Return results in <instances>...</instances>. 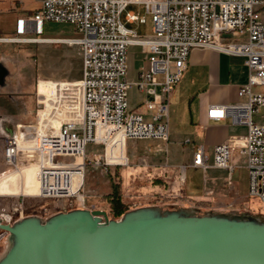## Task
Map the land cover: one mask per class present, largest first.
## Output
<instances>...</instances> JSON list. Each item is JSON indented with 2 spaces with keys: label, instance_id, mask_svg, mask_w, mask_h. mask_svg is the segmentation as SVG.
I'll list each match as a JSON object with an SVG mask.
<instances>
[{
  "label": "built area",
  "instance_id": "2783aa9c",
  "mask_svg": "<svg viewBox=\"0 0 264 264\" xmlns=\"http://www.w3.org/2000/svg\"><path fill=\"white\" fill-rule=\"evenodd\" d=\"M131 4L144 6L151 15L150 38L140 37L126 25L146 23L145 17L128 12L123 22ZM46 22L69 23L78 36L43 38ZM29 33L36 37L24 38ZM16 36L26 42L76 46L82 59L78 81L57 80L61 96L49 118L38 125L36 117L25 134L17 127L5 139L6 164L36 165L38 197L85 206L89 166L106 170L130 166V140L169 142L170 100L190 54L194 49H212L244 58L249 80L238 90L239 103L213 105L208 118L230 117L234 124L246 126L247 134L231 137L212 150L197 146L190 167L201 170L205 182L211 169L226 170L230 180L234 160L244 158L248 201L264 209V0H41L32 15L17 19ZM13 39L18 38L0 40ZM133 45L149 53V66L141 69L137 81L129 82L128 49ZM132 89L138 95L133 105ZM37 103L39 113L45 105L41 100ZM53 121L60 122V127ZM89 145L94 147L93 157L88 154ZM186 169L182 167L183 183ZM23 220L24 213L18 209L2 213L0 227ZM10 236L0 229V243Z\"/></svg>",
  "mask_w": 264,
  "mask_h": 264
},
{
  "label": "rangeland",
  "instance_id": "374dc122",
  "mask_svg": "<svg viewBox=\"0 0 264 264\" xmlns=\"http://www.w3.org/2000/svg\"><path fill=\"white\" fill-rule=\"evenodd\" d=\"M41 0H0V39L18 38L20 43L0 41V57L3 59L5 68L12 73V81L19 85V105L21 122L17 126L20 133H26L30 124H34L36 117L37 123L42 124L49 118L54 104L61 96L58 90V81H78L81 78L82 59L80 49L76 46L56 43L26 42L23 37L16 36V23L20 17H27L39 8ZM128 12H135L145 17L146 23L126 24L133 29L140 37L145 39L153 36V23L150 14L142 5L131 4L128 6L122 16L125 22V15ZM43 38H74L78 35L74 32V26L69 23L46 22L44 25ZM29 33L24 38H35ZM23 41V42H22ZM141 47L130 46L128 49V67L129 73L127 80L134 82L138 80L136 70L141 59ZM187 79L185 80V82ZM39 97H38V94ZM60 93V95H59ZM138 99L135 89L129 92V100L133 105ZM38 100L42 105L44 114H38ZM51 101V102H50ZM179 113H182L183 107L176 106ZM38 114V115H37ZM176 114L171 115V137L170 142L161 140H130L128 141V153L140 155L148 152L151 147L153 151L165 149L166 144L170 152L162 150L160 156L153 154L149 158L150 167L148 170L140 166L110 168L106 170L103 167L95 168L89 166L86 172V180L83 195L86 198V205L82 206L74 202L71 206L66 199H48L35 197L39 188L38 170L36 165L23 170H18L15 166H8L4 160L5 138L0 134V179L8 174H12L5 180L0 181V214L22 211L25 219L41 220L46 222L60 215L70 214L78 210H104L108 213L111 220L124 219L127 215H142L148 211L162 208L163 211L184 212L196 216L219 217V218H253L254 220H264V209L253 207L249 201L240 206L223 209L219 202L211 201L209 206H202L198 195H191V198L185 197L187 205L174 206L172 202L177 198L171 195L177 192L184 196V183L180 178L181 164H188L191 161L192 144L185 143L187 137L192 141L195 137L188 133L185 126L174 121ZM178 116V115H177ZM52 119H50L51 121ZM60 122L53 121L52 125L57 128ZM88 154L93 157L95 150L92 145L88 146ZM102 151L98 155H101ZM165 156L168 157L169 166L163 167ZM160 157V159H158ZM161 160V161H160ZM137 161V162H139ZM179 165V166H178ZM245 159L237 157L235 160V172L231 184L228 183V172L221 169L209 170L210 179L207 184L204 183V175L201 170L195 168L187 169L188 190L201 193L204 190L229 193L232 198L243 197L248 186V173L245 168ZM20 169V168H19ZM30 176V179L28 178ZM162 178L167 186H171L176 191L165 193L163 189H155L152 185L153 180ZM122 184L121 198L127 206L128 212L122 217L114 218L111 213V207L107 200L113 192L114 184ZM174 183L178 185H174ZM24 189H30L22 190ZM14 194L11 196H5ZM24 194L25 196L21 195ZM184 197H182L183 199ZM175 199V200H174ZM168 201V202H167ZM20 204H23L20 207ZM200 207L206 209H198ZM162 213V211H160ZM164 213V212H163ZM246 217V218H245ZM14 246L11 236L0 243V262L6 258Z\"/></svg>",
  "mask_w": 264,
  "mask_h": 264
},
{
  "label": "water",
  "instance_id": "95a60500",
  "mask_svg": "<svg viewBox=\"0 0 264 264\" xmlns=\"http://www.w3.org/2000/svg\"><path fill=\"white\" fill-rule=\"evenodd\" d=\"M0 229L14 241L0 264H264V223L243 218L78 210Z\"/></svg>",
  "mask_w": 264,
  "mask_h": 264
},
{
  "label": "crops",
  "instance_id": "0c3cea01",
  "mask_svg": "<svg viewBox=\"0 0 264 264\" xmlns=\"http://www.w3.org/2000/svg\"><path fill=\"white\" fill-rule=\"evenodd\" d=\"M21 1L27 2V0ZM141 49V59L136 70V76L138 77V79L141 69L147 68L149 66V53H147L144 48L141 47ZM10 77H12L11 71L5 68L3 64V59L0 57V134L5 139L16 131L17 126L21 122L18 95L19 85L16 83L14 84ZM186 79L187 81L185 82ZM248 80L249 69L245 64L244 58L231 56L226 53L218 52L212 49L192 50L188 60L187 70L185 71L181 82L175 88L170 100V122L171 115L175 113L176 116L174 121H177L179 124L184 125V130H186L188 133L192 134L195 137L193 141L189 137H187L185 140V143H191L193 145L192 155L191 161L188 164H181L180 166L178 165V168L180 169V174L182 173L183 166H186L187 169L192 168L190 166L192 164L193 155L197 146L205 145L208 150H212L214 146L228 141L231 137L245 136L247 134V127L239 124H234L230 117H227L224 120H211L208 118V114L210 113V108L213 105H230L239 103L240 100L238 97V90L241 86L246 85L248 83ZM178 105L183 107L181 114L179 113V109L176 108V106ZM167 146L168 144H166V150L161 148L157 151H153L150 147L148 149V152L141 153L140 155L136 154L130 156L128 153L130 160V166L128 167L131 168V166H140L139 160H141V157L138 156H143L141 166L148 170V167H150L148 161L150 156L153 154H158L160 156L162 150H165V152H167L168 154V152L170 151ZM158 159H160V157ZM166 166H169L167 156H165V159L163 161L162 168L164 169V171ZM23 167L25 169L28 167H33V165ZM187 169L185 172L186 181L183 184L184 196H181L177 192H172L171 195L179 198L176 200L174 199L175 201L172 202V205H182L183 207H191L186 204V202L189 201H186L185 197L191 198L192 194L198 195L199 198H201L200 202L203 203L201 204L202 206H209V203L211 201H216L223 205V209H226L228 208V204L230 205V207H235L240 206L245 202H248V186L244 196L238 198H232L229 196V193L222 192L221 190H204L201 193L194 192L193 190H188L186 186ZM163 174H167V172L165 171V173L163 172ZM8 177L10 176H4L0 179V181L5 180ZM28 178L30 179L29 175ZM209 179L206 182L204 180V183L207 184ZM232 179L233 177L229 180L227 176L229 184H231ZM157 180H161L162 182L164 181L162 180V178H157L153 180L152 185L155 189H163L165 193H168L171 190L176 191L175 187H169L164 182V188L156 185V183L154 182ZM75 183H78V178L75 180ZM174 185L178 184L174 183ZM22 190L29 191L30 189H24L23 187ZM182 197L184 198L182 199ZM198 209L206 208L200 207ZM159 210L162 212L177 211H163L162 208H159Z\"/></svg>",
  "mask_w": 264,
  "mask_h": 264
},
{
  "label": "trees",
  "instance_id": "16d2710c",
  "mask_svg": "<svg viewBox=\"0 0 264 264\" xmlns=\"http://www.w3.org/2000/svg\"><path fill=\"white\" fill-rule=\"evenodd\" d=\"M154 183L160 187H165V184L161 180H157ZM121 188L122 184H114L113 192L108 196L107 200L111 207V213L114 218L122 217L124 214L128 212L127 206L122 202L121 198ZM246 218V217H245ZM249 220H254L253 218H247ZM115 220V219H113ZM256 220V219H255ZM258 222L264 223V220H256Z\"/></svg>",
  "mask_w": 264,
  "mask_h": 264
},
{
  "label": "bare ground",
  "instance_id": "6f19581e",
  "mask_svg": "<svg viewBox=\"0 0 264 264\" xmlns=\"http://www.w3.org/2000/svg\"><path fill=\"white\" fill-rule=\"evenodd\" d=\"M1 41V40H0ZM3 42V41H2ZM12 43H20L21 42V39H13L12 41H11ZM23 42V41H22ZM41 43H50V42H41ZM39 114V116H41V115H43L44 114V111L43 110H40V112L38 113ZM8 166H12V165H8ZM18 168V167H17ZM20 168V169H19ZM19 168H18V170H23L24 169V167H23V165L22 164H20V166H19ZM12 174H14V173H12ZM12 174H8V175H6V176H11ZM39 193H40V180H39V188H38V191L36 192V196L35 197H38L39 196ZM11 195H14V194H9V195H6V196H11ZM21 195H23V196H25L24 194H21Z\"/></svg>",
  "mask_w": 264,
  "mask_h": 264
}]
</instances>
